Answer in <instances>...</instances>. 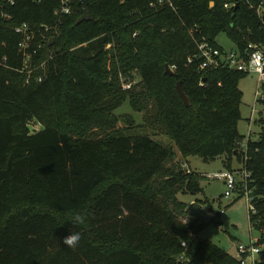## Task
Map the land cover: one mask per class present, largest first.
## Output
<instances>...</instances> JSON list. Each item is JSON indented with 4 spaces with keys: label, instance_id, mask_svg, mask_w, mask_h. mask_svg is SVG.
<instances>
[{
    "label": "trees",
    "instance_id": "trees-1",
    "mask_svg": "<svg viewBox=\"0 0 264 264\" xmlns=\"http://www.w3.org/2000/svg\"><path fill=\"white\" fill-rule=\"evenodd\" d=\"M157 1L87 0L89 18L80 20L71 0L72 15L40 58L53 51L46 78L27 86L14 71L21 56L12 28L54 23L57 0H14L10 20L0 19V54L10 67L0 68V264H240L206 240L194 242L216 217L193 219L199 230L178 219L188 204L176 194H199L202 177L169 166L172 146L115 132L114 111L126 101L135 113L149 109L146 122L181 159L242 164L238 84L246 74L199 70L196 43L223 52L215 39L224 34L244 60L249 45L264 53V0H230L229 10L226 0H169L172 9ZM131 74L139 80L123 92L119 76ZM31 121L41 129L31 132ZM258 125L244 167L253 180L248 224L264 232V120ZM77 215L83 223H73ZM70 231L81 234L75 249L62 244Z\"/></svg>",
    "mask_w": 264,
    "mask_h": 264
},
{
    "label": "rangeland",
    "instance_id": "rangeland-1",
    "mask_svg": "<svg viewBox=\"0 0 264 264\" xmlns=\"http://www.w3.org/2000/svg\"><path fill=\"white\" fill-rule=\"evenodd\" d=\"M215 43L225 52L233 51V44L226 38L224 34H220L215 39ZM120 86L123 92L131 91L132 87L139 80L137 76L131 74L129 77L119 76ZM124 83H130L131 87L127 90L123 89ZM238 89L241 92V102L239 106L240 121L237 124L238 134L242 137V143L245 144L248 136L250 140H256L260 131L258 121L264 120V104L256 103L257 92V75L247 73L240 80ZM114 115L118 117V123L113 130L120 131L122 134L130 133V137L148 136L159 145L172 146L176 156L169 166H177L183 171L194 172L202 177L200 181L201 192L191 196L187 194H176V199L182 203L190 204V202H200V212L208 218L216 217L214 223L204 226L196 235L194 242L206 240L219 247L229 255H234V247L236 245H247L251 239H257L258 233L251 230L248 224V202L245 197H241V165L235 160L230 163L227 168L226 157L220 156L214 160L204 163L197 157H188L181 159L177 153L176 147L163 135V132L157 127L150 126L146 122V118L150 115L147 109L142 113H135L129 107L127 101L114 111ZM256 121V123H255ZM31 132H37L41 127L31 121L29 124ZM109 131H94L93 136L103 137ZM231 172L235 179L236 190L231 193L230 197L224 198L226 191L224 184L220 180L209 179L215 173ZM179 221L187 227H193L199 230L194 220L187 216H179Z\"/></svg>",
    "mask_w": 264,
    "mask_h": 264
},
{
    "label": "built area",
    "instance_id": "built-area-1",
    "mask_svg": "<svg viewBox=\"0 0 264 264\" xmlns=\"http://www.w3.org/2000/svg\"><path fill=\"white\" fill-rule=\"evenodd\" d=\"M228 1L230 0H226V3L223 5L225 10H229L233 7V4L228 3ZM163 2L168 8H173L169 0H158L157 6L162 5ZM13 5L14 0H0V19L10 20V16L6 13V10L11 8ZM151 7L155 8L156 6L151 5ZM70 15H72L71 0H57V5L53 11L54 23L49 25L42 24L37 28L32 27L27 23H21L12 28L13 33L19 37L17 53L21 56V68L18 70L15 69L14 71L25 75L24 84L26 86L31 82L41 83L46 78V64L48 61L52 60L53 51H47V58L44 60L40 59L42 52L46 51V47H51L53 44L49 45L50 42L53 41L54 43V40L60 36L62 20ZM196 49L197 54L195 55V58L200 61L199 70L223 67L239 71L244 74L250 72L256 74V103L264 104V53L261 50L255 46L249 45L247 58L244 60L234 51L220 52L218 49L212 47L205 41L196 43ZM7 60L6 56L0 54V68H10ZM190 62L191 59H188V63ZM169 69L173 71V67H169ZM130 87V83L123 84L124 90H127ZM249 140L250 137L248 136L247 141ZM247 141L245 144L241 141L237 150L242 155V164H240L241 197H245L248 202L249 218V215L255 214V209L252 203L253 197H251L252 190L250 189V185L253 184V180L251 179L250 173L247 172L244 167V163L246 162ZM185 172L189 173L188 171ZM208 178L223 182L226 189L223 195L224 198L230 197L231 193L236 190L235 179L231 172L215 173ZM257 233V239H251L247 245L240 244L234 247V255H232V257L240 264H264V246L258 244L260 239H264V232L258 231ZM181 246L184 248L186 247L184 243H182ZM254 247H260L262 249L256 260L251 258V250Z\"/></svg>",
    "mask_w": 264,
    "mask_h": 264
},
{
    "label": "water",
    "instance_id": "water-1",
    "mask_svg": "<svg viewBox=\"0 0 264 264\" xmlns=\"http://www.w3.org/2000/svg\"><path fill=\"white\" fill-rule=\"evenodd\" d=\"M78 5L81 7V11H82L80 20H87L89 18L88 9H87V0H78ZM52 44H53V41H51L49 45H52ZM164 74L170 77L174 76V73L169 69L167 65L164 67ZM175 90L180 100L183 102L184 106L189 107L188 99L182 93L179 82L176 83ZM200 209H201L200 204L196 202H192L186 207L184 213L187 217L195 219L199 223H205L206 221H208L209 218L206 216H203L202 213L200 212Z\"/></svg>",
    "mask_w": 264,
    "mask_h": 264
},
{
    "label": "clouds",
    "instance_id": "clouds-1",
    "mask_svg": "<svg viewBox=\"0 0 264 264\" xmlns=\"http://www.w3.org/2000/svg\"><path fill=\"white\" fill-rule=\"evenodd\" d=\"M74 224H80L83 223V218L79 215L74 216L72 218ZM81 239L80 232H71L66 237L63 238L62 244L67 246L68 248L75 249L78 246V243ZM262 249L260 247H254L252 248V259L256 260L259 257L260 252Z\"/></svg>",
    "mask_w": 264,
    "mask_h": 264
},
{
    "label": "crops",
    "instance_id": "crops-1",
    "mask_svg": "<svg viewBox=\"0 0 264 264\" xmlns=\"http://www.w3.org/2000/svg\"><path fill=\"white\" fill-rule=\"evenodd\" d=\"M255 123H256V121H255ZM190 203H192V202H190Z\"/></svg>",
    "mask_w": 264,
    "mask_h": 264
}]
</instances>
